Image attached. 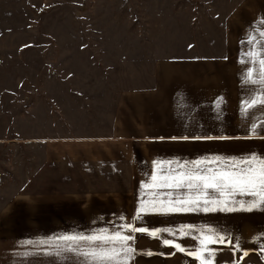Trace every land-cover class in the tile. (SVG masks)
<instances>
[{"label": "rangeland", "instance_id": "1", "mask_svg": "<svg viewBox=\"0 0 264 264\" xmlns=\"http://www.w3.org/2000/svg\"><path fill=\"white\" fill-rule=\"evenodd\" d=\"M261 21L264 0H0V264H51L22 242L85 233L56 193L123 185L96 146L120 92L164 57L224 54L243 75Z\"/></svg>", "mask_w": 264, "mask_h": 264}, {"label": "crops", "instance_id": "2", "mask_svg": "<svg viewBox=\"0 0 264 264\" xmlns=\"http://www.w3.org/2000/svg\"><path fill=\"white\" fill-rule=\"evenodd\" d=\"M227 60L224 54L159 58L154 62L148 84L118 94L109 133L96 139V146L102 150L100 155L111 157L114 176L121 178L123 185L107 190L90 188L56 193L63 196L55 198L71 200V207L62 214L68 219L66 225L85 226L84 234H89L92 225L111 232L121 224L133 222L141 197L149 191L142 185L151 182L156 162L191 164L207 160L203 167L217 168L219 162L212 163L215 158L235 161L253 155L264 158V128L258 127L255 135L250 131L253 124H264V111L257 108L247 116L242 115V102L254 90L243 85V75L230 72ZM221 99L223 102L217 108ZM96 153L98 162L101 156ZM172 167H176L175 163ZM105 174L99 176H108ZM93 209L95 217L85 223L82 216L92 215L89 212ZM135 226L169 229L175 235L163 231L159 238L136 234L133 246L137 254L131 264H199L186 253L199 247L198 238L208 230L230 241L210 246L214 249L212 264H242V259L247 260L245 264H264V208L252 212L149 214L136 220ZM182 228L191 229L189 235L181 236ZM65 234L76 232L51 233V238ZM163 239L175 240L186 252L178 253L165 246ZM147 252L153 255L148 256ZM244 252L248 255L244 256ZM51 264H56L53 257ZM66 264L73 261L70 259Z\"/></svg>", "mask_w": 264, "mask_h": 264}, {"label": "snow or ice", "instance_id": "3", "mask_svg": "<svg viewBox=\"0 0 264 264\" xmlns=\"http://www.w3.org/2000/svg\"><path fill=\"white\" fill-rule=\"evenodd\" d=\"M264 24V21H261ZM260 39L250 36L246 42L249 50L241 63L245 65L243 85L254 90V94L245 98L241 113L247 116L253 109L264 111V31ZM222 99L217 101L219 108ZM264 124H253L250 131L253 135L257 128ZM225 137H221L224 139ZM187 139V137H185ZM211 139V137H208ZM219 167H203L207 160H196L191 164L179 162H156L150 176V183L142 188L149 190L141 197L133 222L119 225L120 230L100 229L91 234H65L58 237L39 240H25L23 245L48 249L43 254L53 257L56 264H66L70 259L73 264H131L137 254L133 246L136 234L159 238L161 232L175 235L171 230H149L135 226V221L149 214H170L187 212L246 211L264 208V158L255 155L241 161L215 158ZM175 163L176 167H172ZM237 197H250L237 199ZM123 219V218H121ZM181 236H187L191 229H180ZM203 232V230H202ZM199 247L187 252L199 264H212L214 249L211 245L224 244L228 238L208 230L199 238ZM165 246L174 248L178 253H185V247L173 239H163ZM238 250V249H237ZM264 250V246H262ZM25 257L34 253H24ZM146 255L152 256V252ZM244 256L248 253L244 252Z\"/></svg>", "mask_w": 264, "mask_h": 264}]
</instances>
